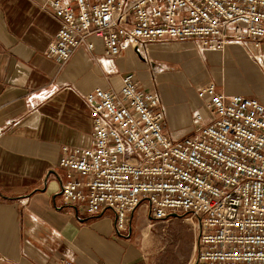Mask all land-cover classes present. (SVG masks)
Here are the masks:
<instances>
[{"label":"built area","instance_id":"built-area-1","mask_svg":"<svg viewBox=\"0 0 264 264\" xmlns=\"http://www.w3.org/2000/svg\"><path fill=\"white\" fill-rule=\"evenodd\" d=\"M46 7L58 28L42 53L59 65L79 48L98 60L121 56L128 42L134 50L178 40L200 51L239 44L264 74V0H46ZM196 97L191 132L174 139L159 91L133 73L117 88L84 93L91 142L61 146L62 202L88 215L110 209L115 233L129 228L143 201L155 219L192 213L194 264H264V103L214 82Z\"/></svg>","mask_w":264,"mask_h":264},{"label":"crops","instance_id":"crops-1","mask_svg":"<svg viewBox=\"0 0 264 264\" xmlns=\"http://www.w3.org/2000/svg\"><path fill=\"white\" fill-rule=\"evenodd\" d=\"M57 28L46 0H0V264H134L137 253L131 247L123 252L124 235L114 232L110 209L88 215L63 204L66 178L58 160L63 144L91 142L83 94L97 86L117 88L124 73L141 74L144 66L130 62L128 50L115 58L98 53L95 61L84 48L59 65L42 53ZM195 93L191 87L171 102L160 90L170 137L191 132Z\"/></svg>","mask_w":264,"mask_h":264},{"label":"rangeland","instance_id":"rangeland-1","mask_svg":"<svg viewBox=\"0 0 264 264\" xmlns=\"http://www.w3.org/2000/svg\"><path fill=\"white\" fill-rule=\"evenodd\" d=\"M230 45L231 53L223 54L222 50L200 51L189 41L166 40L149 42L144 57L130 49L126 52L130 54V62L135 60L144 66L141 74L135 72L139 83L145 89L156 88L159 93L161 90L165 100L180 101L182 93L191 87L196 92L204 83L214 82L224 92L255 96L264 103L259 90L264 88L263 72L242 46L236 43ZM126 57L119 59L123 61ZM92 58L97 61L94 56ZM156 66L161 67L159 72L154 70ZM188 67H191L190 71ZM160 76L163 78L161 83L158 81ZM199 102L198 99L197 108ZM190 128L191 125L187 130L190 131ZM192 215L173 212L155 219L150 217L145 202H141L130 216L129 228L122 233L125 239L123 252L133 248V252L137 253L134 264H194L199 220L196 217L192 220ZM126 263L131 262L120 261V264Z\"/></svg>","mask_w":264,"mask_h":264},{"label":"bare ground","instance_id":"bare-ground-1","mask_svg":"<svg viewBox=\"0 0 264 264\" xmlns=\"http://www.w3.org/2000/svg\"><path fill=\"white\" fill-rule=\"evenodd\" d=\"M128 45H130L129 47H130V49L132 50V46H134V44L132 43V42H128ZM128 50V49H127ZM126 50V51H127ZM133 52L134 51H136V55L138 54V55H140V56H142V57H144L145 55H146V49L144 48V47H142L141 45H139L138 46V48H135L134 50H132ZM148 60H149V58H148ZM154 70L155 71H158L159 69H157L156 67H154ZM149 76H150V74H149ZM193 219H195V216L194 215H192V220ZM195 221V220H194Z\"/></svg>","mask_w":264,"mask_h":264}]
</instances>
